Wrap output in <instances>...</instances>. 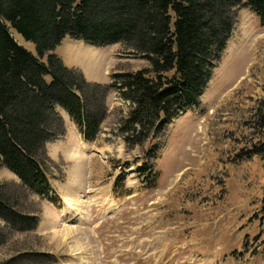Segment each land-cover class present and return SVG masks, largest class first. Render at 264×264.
I'll list each match as a JSON object with an SVG mask.
<instances>
[{
    "label": "rangeland",
    "instance_id": "obj_1",
    "mask_svg": "<svg viewBox=\"0 0 264 264\" xmlns=\"http://www.w3.org/2000/svg\"><path fill=\"white\" fill-rule=\"evenodd\" d=\"M11 34L35 55L32 43ZM54 53L86 82L102 86L116 73L147 67L119 44L92 47L65 37ZM263 90L264 28L246 8L236 12L198 106L178 114L143 148H126L119 136L129 106L115 89L108 91L92 143L59 111L64 133L45 147L59 202L29 194L25 206L39 223L32 232L12 233L0 248V262L32 251L45 264H264L263 154L240 158L264 148V131L254 125L264 107ZM152 146L158 147L159 177L148 189L138 172ZM122 177L130 196L112 191ZM2 183L19 180L2 169Z\"/></svg>",
    "mask_w": 264,
    "mask_h": 264
},
{
    "label": "trees",
    "instance_id": "obj_2",
    "mask_svg": "<svg viewBox=\"0 0 264 264\" xmlns=\"http://www.w3.org/2000/svg\"><path fill=\"white\" fill-rule=\"evenodd\" d=\"M246 8L264 28V0H0V171L19 180L18 185L0 184V248L12 233L37 227L39 217L25 206L29 194L59 202L45 151L64 133L59 111L85 143H92L105 117L108 91L115 89L129 106L119 136L126 148H143L178 114L198 106L236 12ZM11 30L35 46V55L17 44ZM65 37L92 47L119 44L147 67L116 73L108 86L88 83L55 55ZM254 125L264 131V107L255 113ZM146 153L138 173L152 189L159 177L158 147ZM261 154L264 159V148L253 147L240 158ZM124 180L113 186L117 197L132 194ZM30 262L45 264L32 251H17L0 264Z\"/></svg>",
    "mask_w": 264,
    "mask_h": 264
}]
</instances>
